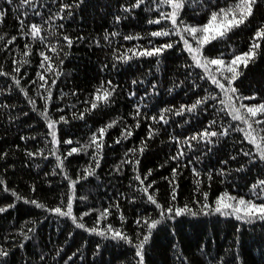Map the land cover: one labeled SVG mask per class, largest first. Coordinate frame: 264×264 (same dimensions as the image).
Listing matches in <instances>:
<instances>
[{
  "label": "trees",
  "instance_id": "trees-1",
  "mask_svg": "<svg viewBox=\"0 0 264 264\" xmlns=\"http://www.w3.org/2000/svg\"><path fill=\"white\" fill-rule=\"evenodd\" d=\"M237 2L184 0L176 31L161 18L172 9L160 0H0V264H141L136 245L145 236L142 264H264V219L215 211L224 194L264 203V160L229 107L264 103V38L256 37L264 0L202 47L184 31ZM162 30L170 34L151 35ZM185 40L200 47L201 62L227 63L259 44L246 67L239 63L231 101L212 83L227 86L217 66L197 67ZM165 44L172 47L138 54ZM104 89L112 95L97 101ZM253 128L264 136V125ZM72 148L80 150L68 155ZM69 198L75 223L52 211H67ZM185 206L191 211L175 214Z\"/></svg>",
  "mask_w": 264,
  "mask_h": 264
},
{
  "label": "snow or ice",
  "instance_id": "snow-or-ice-1",
  "mask_svg": "<svg viewBox=\"0 0 264 264\" xmlns=\"http://www.w3.org/2000/svg\"><path fill=\"white\" fill-rule=\"evenodd\" d=\"M25 2H28V0H25ZM144 0H137L135 7H139L141 3H143ZM161 4H166L169 5L172 9L171 12L168 13H161V18L162 19H167L170 20L171 24L173 25V28L176 31H179V29L176 27L178 23V17L181 8L183 7L184 0H160ZM258 3V0H238L237 3H235L233 6L229 8H221L219 12H213L211 15V18L207 24H205L202 28H197V27H185L184 31L188 32L190 35H192L193 39L196 40L197 44L202 47L204 44L208 43L210 39H215V35H209L210 32H216V34L223 36L227 31L231 30L233 27H238L239 25L243 24L249 17L252 16L254 7ZM65 7H68V5H65ZM127 10V9H126ZM2 15V14H0ZM219 18V19H218ZM23 24V22H21ZM149 23H160V20H154V21H149ZM222 29V30H221ZM40 26L33 24L31 25V35L35 38L39 35L40 33ZM197 33H203L199 39H197ZM170 33L169 31H156L152 32V36H168ZM257 38H264V26L261 27L260 30L257 31L256 33ZM14 39V38H13ZM125 39H133V37L128 36L125 37ZM183 39V37H182ZM64 40L67 41L68 45L71 46L72 41L65 36ZM185 45L188 48V51L190 53H194L193 59L196 63L197 67L203 68L204 71L207 73L209 72L208 65H215L217 66V71L220 72V75L223 77L225 81H227V86L224 83H221L220 80L216 79L214 76L212 77V83L215 84L217 87H219L222 91L225 92V95L228 97V100L231 101L232 97L228 95V93H233L235 94L237 89L233 87V82L237 79V77L240 75V73L237 71V68L239 67V63H244L245 67L247 66V62L251 60L255 56V49L259 48L258 43H254L247 53H243L241 55L235 56L231 61L225 62L221 58H216V59H208L204 58L203 62L198 58L200 55V47H197L193 49L191 45L188 44L187 40H185ZM172 44H165L162 45L158 48H154L151 50H144L139 52V55H146V56H152L156 55L162 52L164 48H171ZM129 51H132L129 49ZM137 54V53H134ZM43 55V54H42ZM45 60L49 59L48 57H44ZM124 58H130V57H124ZM225 73H230L231 75H225ZM41 79H43V76H41ZM17 83H19L17 81ZM101 88H103V85H101ZM101 89H97V92L100 93ZM112 95L111 91H108L107 89H104L101 95H97L95 99L97 101L99 100H104L107 101V99ZM240 100H248V99H255V97H238ZM201 103V101H197L196 104H193L189 111L192 109H195L197 104ZM97 104L94 102L92 104V107L95 108ZM229 107L232 108V112L230 115L232 116L233 120H239L242 121L244 124L248 126V129L250 131H246L245 133V138L249 141V143H252L256 146L260 159L264 160V136H259L257 133L254 135L253 133L256 132V129L253 128V124L256 125H264V103H260L258 105H252L248 106L243 103L239 105V108H236L234 105L229 104ZM240 109H245L247 116L244 115L243 113L240 112ZM43 115L47 116V113H43ZM261 117L260 119H257V117ZM163 118V117H161ZM251 118V122L250 119ZM63 119V117H61ZM55 123L53 121H49V128L52 129V136H53V142L56 143V134H55ZM112 125H109L108 127H111ZM105 129H101L100 133L103 135ZM241 131H244L241 129ZM261 131H264V128L261 129ZM131 133H129L130 135ZM222 134H227V129L225 130L224 133ZM202 136H216V132H207L205 131L204 133H201ZM258 136H259V142H258ZM192 139H196V137H192ZM93 143H97V138L94 135L92 138ZM65 143H72V141H65ZM101 145L97 143V148H99ZM80 149L78 148H72L71 152L68 153V155H72L73 153L78 152ZM141 152L143 149L140 150ZM183 155V153H181ZM247 155V153H245ZM59 160V157H57ZM138 163V162H137ZM98 166V163H97ZM87 171V170H86ZM92 173L89 171V175ZM148 175H151V171H149ZM176 172L173 170V177H175ZM147 177H145L146 179ZM137 180H140V177H136ZM143 184V180L140 181ZM76 181L71 182V186L74 187ZM198 183V182H197ZM259 185H264V180L259 181ZM258 185H254L253 188L255 189ZM148 187H151L149 185ZM148 187H145L143 191L145 194L148 193ZM264 191V189H262ZM255 195V193H253ZM148 200L154 204L157 208H161V205L157 203L156 199L154 198L153 195H148L147 196ZM207 198V194H205V199ZM260 199L264 200V197H259ZM172 199H175V189H173L172 192ZM235 202V203H233ZM32 203H36L35 201H32ZM38 207H43V205H37ZM207 207V205H205ZM227 210H231L230 212ZM0 211H4V209H0ZM57 214L64 215V216H69L72 217L73 222H76V218L72 215V199L69 198V201L67 203V211H62L60 207H57L53 209ZM107 210H105L106 213ZM185 211H191L187 206H185L183 209H175V214L180 215L182 212ZM216 212H221L223 214H232L235 213L237 219H245L248 218L249 221L252 218H260L264 219V203H255L253 200H245L244 198H237L233 196H228V194H224V196H221L217 199L216 201ZM165 212L168 214H171L173 212L172 208H167V209H162L161 210V219L164 218ZM105 213H101V216H104ZM159 220H155L152 223L148 225L149 231L152 228H155L156 225L159 223ZM139 223V221H137ZM78 227H84L83 224H78ZM90 231H96L95 228L90 229ZM108 231L113 232V238H119V239H124L128 240V237L123 235L119 230H113L111 226H109ZM148 239V236H145L143 241H141L139 244L136 245L137 251L136 255L141 257V264H142V248L144 242H146ZM131 243V241H128ZM7 253L5 252H0V255H6Z\"/></svg>",
  "mask_w": 264,
  "mask_h": 264
},
{
  "label": "rangeland",
  "instance_id": "rangeland-1",
  "mask_svg": "<svg viewBox=\"0 0 264 264\" xmlns=\"http://www.w3.org/2000/svg\"><path fill=\"white\" fill-rule=\"evenodd\" d=\"M194 54V53H193ZM201 56L199 55V57L198 58H200Z\"/></svg>",
  "mask_w": 264,
  "mask_h": 264
}]
</instances>
